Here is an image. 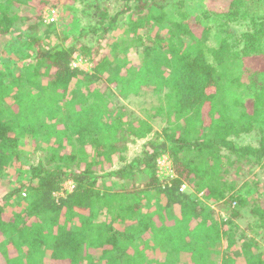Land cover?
I'll list each match as a JSON object with an SVG mask.
<instances>
[{"label":"trees","instance_id":"obj_1","mask_svg":"<svg viewBox=\"0 0 264 264\" xmlns=\"http://www.w3.org/2000/svg\"><path fill=\"white\" fill-rule=\"evenodd\" d=\"M120 1L83 2L72 33L69 11L46 23L45 0L33 13L0 0V264H264V185L227 177L264 173V0ZM147 93L155 105L134 118L122 101ZM251 133L256 146L236 143ZM128 140L142 150L110 169Z\"/></svg>","mask_w":264,"mask_h":264},{"label":"rangeland","instance_id":"obj_2","mask_svg":"<svg viewBox=\"0 0 264 264\" xmlns=\"http://www.w3.org/2000/svg\"><path fill=\"white\" fill-rule=\"evenodd\" d=\"M6 1H8V4L6 7H8V9H11L12 11H18V12H24L28 11L29 13H33V11L36 9L35 7H38L39 2L42 0H1V3H6ZM47 2V6H45V8H42V15H43V20L48 23L51 22L50 19L52 18H56L59 16V18H63V22H68L69 19H71L69 17L68 13H65L63 15H61V11L65 10V11H69V13L72 14L73 16V23L77 26H72L71 32L74 33L77 30L78 25L80 27H82L86 21H89V19L87 18L86 15H83L82 13V8L83 6V2H87V0H59V2H57L59 5L58 7H53V4H56L53 0H45ZM100 2L103 3V5L105 6L104 8H108L111 12H114V9H116L119 4L121 3L120 0H100ZM205 0H199L197 2H193L192 3V7H194L195 10H197L202 4H204ZM71 6V7H69ZM58 10H57V9ZM64 8V9H61ZM71 9L72 12L70 11ZM59 12V14L56 12ZM57 13V14H56ZM31 15V14H30ZM29 15V16H30ZM91 22V25H93V21L95 20L94 14L92 15V17H89ZM94 19V20H93ZM55 21V20H54ZM57 22V21H56ZM58 22H60V20H58ZM62 23V22H61ZM60 24V23H59ZM67 23H65L64 25H59V27L56 29V33L58 34V36L62 35V33L64 32V29L62 28L63 26H65ZM73 24V25H74ZM244 24V23H242ZM242 24H233L231 23L230 25H228L227 29L230 31V33L234 34V35H240L242 32H244L246 30V28L242 25ZM125 28L126 26H121L120 29H118L116 31V33H109V36H111L113 38V34L115 35H121L124 34L127 37V34L125 33ZM27 32V31H26ZM95 35L93 33H90L89 31H85L84 33V37H81L80 43L81 44H87L91 47V51L92 52H97V57L98 58H102V57H112V51L111 48L108 45V43L105 45H100V47H97L96 42H92L91 40H95ZM130 37V36H129ZM2 40H0V45H1ZM102 42V41H101ZM1 51V49H0ZM1 53V52H0ZM125 53H121V55H123ZM126 55V54H125ZM2 57H5L4 55ZM76 57V59H74ZM81 57L79 55V51H75L73 53V61L71 62V65H80L82 66L78 68L82 69L84 72L89 73L92 69V64L91 61L86 60L81 58V60H79ZM105 76H107V73L104 74ZM152 93H147L139 98H130V102L129 99L128 100H124L123 105H125L128 110L130 112H133L134 118H136V116L139 117H144L145 118V113L143 112L144 110H148L150 109L153 105H155L154 102H152L154 99H156L153 95H151ZM141 103H146L147 105H143ZM154 111L152 110L151 114H153ZM164 123L160 118H157L155 123H154V128L156 130H159L163 127ZM130 138H133L132 136H130ZM256 135L254 133H251L249 135H242L241 137L235 139L236 143L238 145H252V146H256L257 142H256ZM127 151L126 153H124L122 156L124 158V160L122 162L116 161L115 164H113L111 166L110 169H116L120 166H123L124 164H127L128 162L131 161V159L135 156H137L140 151L142 150V145L145 142V140H137L135 143H130L131 141L128 140L127 141ZM26 147H24V149L29 150V145L26 144ZM88 151L90 152V149H88ZM31 153H33V151H31ZM31 158H30V162H37L38 159L40 158L41 155H43V153L40 151H37L34 155L30 154ZM29 162V161H27ZM158 166H159V170L157 171V175L159 176V178L161 180L166 179L167 177H172L173 174L170 170V160L168 158V156H161V158L158 160ZM245 170H239L238 171V167L237 165H232L229 167L228 169V175L227 177L230 180H233L234 182H236V190L241 186V184L243 182H249V181H257L259 184L258 188H262V186L264 185V173L262 172V170L258 171L255 170L252 173L249 174H245ZM255 174V175H254ZM254 175V176H253ZM257 182H255V184H257ZM255 184H249L250 186H253V188H256ZM184 192H189L192 193V190H189L187 185L182 186ZM181 187V188H182ZM196 198H202L203 193H198L195 194ZM145 201V200H144ZM210 204V203H209ZM211 208L214 210V214L216 215V217L221 216V218H226V213L220 209L217 204L216 205H211ZM239 223V227L240 228H245V224L244 222L242 223L241 221L238 222Z\"/></svg>","mask_w":264,"mask_h":264},{"label":"built area","instance_id":"obj_3","mask_svg":"<svg viewBox=\"0 0 264 264\" xmlns=\"http://www.w3.org/2000/svg\"><path fill=\"white\" fill-rule=\"evenodd\" d=\"M57 14V13H56ZM54 20H56V18L54 19V18H52V19H50V21L52 22V21H54ZM81 57V56H80ZM82 58V57H81ZM81 58L79 59V60H81ZM74 59H76V57L74 58ZM82 61V60H81ZM73 67H81L82 68V66H80V65H72ZM64 189H68L69 191H71L72 189H73V183L71 182V181H68V182H66L65 184H64ZM181 190H183V187L181 188Z\"/></svg>","mask_w":264,"mask_h":264}]
</instances>
